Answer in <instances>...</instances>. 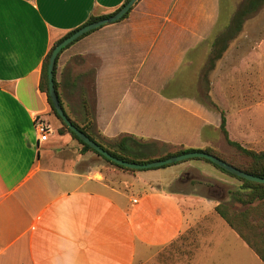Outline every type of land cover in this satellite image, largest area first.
Segmentation results:
<instances>
[{
  "label": "crops",
  "instance_id": "0c3cea01",
  "mask_svg": "<svg viewBox=\"0 0 264 264\" xmlns=\"http://www.w3.org/2000/svg\"><path fill=\"white\" fill-rule=\"evenodd\" d=\"M224 1L138 0L122 20L73 43L55 74L68 117L85 123L90 74L95 138L213 150L221 115L205 100L215 101L222 87L216 64L228 60L240 38L221 36L234 15ZM124 2H0V264H155L160 249L215 212L214 197L190 191L194 183L229 182L204 160L133 171L85 168L86 153L58 132L39 89L52 45ZM216 53L221 58L210 63ZM226 90L224 113L231 101ZM35 117L50 127L45 141Z\"/></svg>",
  "mask_w": 264,
  "mask_h": 264
},
{
  "label": "rangeland",
  "instance_id": "374dc122",
  "mask_svg": "<svg viewBox=\"0 0 264 264\" xmlns=\"http://www.w3.org/2000/svg\"><path fill=\"white\" fill-rule=\"evenodd\" d=\"M242 1L230 0L232 15ZM220 2L225 3L224 0ZM242 27L240 38L233 43L232 55L228 60L222 59L216 64L219 71L216 82L222 87L220 91H217L214 103L211 100L205 101L207 105L209 104V109H213L219 115L223 113L227 120L226 129L231 141L243 148L259 152L264 150V7L254 17L245 21ZM86 78V93L85 96L82 93L84 96L82 103L86 104L84 112L87 111L89 117L91 115V75L87 74ZM223 87L231 94L226 113L221 106L223 105ZM227 90L224 91L225 94ZM76 103L79 104L78 98ZM66 105L69 104L66 103ZM52 116L61 126L57 118L53 114ZM90 133L92 134L91 130ZM96 139L106 148L115 150L113 147L115 141ZM147 143L155 144L150 152H146V157L152 160L167 153L176 152V147L171 145L156 141H147ZM213 151L235 166L241 167L247 163L246 157L227 144L220 133L213 139ZM85 153L83 160L85 168L110 166L96 154L90 151ZM198 161L206 163L203 160ZM224 177L229 181L225 186L194 183L195 190L190 188V191L203 197L212 196L217 204L225 205L230 211L238 212L244 211L247 207L251 209L259 207L258 201L253 202L251 206H245L240 200L245 199L247 193L246 190L241 189L242 183L225 173ZM260 210L250 214L248 222L256 227V233L261 234V239L264 241V207ZM193 227L195 228L183 234L180 239L160 249L156 253L155 264H264L215 212L200 219ZM262 246L264 247V242Z\"/></svg>",
  "mask_w": 264,
  "mask_h": 264
},
{
  "label": "trees",
  "instance_id": "16d2710c",
  "mask_svg": "<svg viewBox=\"0 0 264 264\" xmlns=\"http://www.w3.org/2000/svg\"><path fill=\"white\" fill-rule=\"evenodd\" d=\"M127 1L128 0H125L124 3H126ZM263 7H264V0H243L242 3L240 4L239 8L234 13L230 24L228 26H226V28H225L224 32L221 34V36H223L225 38L230 37L233 40L235 38L239 37V34L243 28L242 26L244 25L245 21H247L248 19H250V18L254 17L256 14H258V12ZM114 13H111L107 16H103V17H99V18H92L87 22V24L94 22V21H97L99 19L106 18V17H108ZM127 14L128 13H126L122 17V19L125 18V16ZM74 31H71V32L65 34L61 39H59L57 42H55L52 45L51 49L49 50V52L46 55V57L43 61V64H42L39 89L41 92H43L46 95L49 107L51 109V113L57 118V120L61 124L58 132L59 133H64V132L68 133L72 137V139H74L78 143V145L80 146V149H79L80 152L85 153L87 151H90V152L96 154L97 156H99L100 158H102L105 162H107V163H109V164H111V165H113V166H115L121 170L133 171L131 169H127V168L115 165L114 163L106 160L104 157H102L101 155H99L98 153L93 151L90 147H88L81 140H79L72 132H70L68 130L66 125H64L62 123V121L56 115L55 110L53 109V107L51 105L50 99L47 95V63H48V58H49V55H50L51 51L53 50V48L57 44H59L62 40H64L66 37L71 35ZM90 32H92V31H90ZM90 32L82 35L81 37L76 39L74 42L70 43L65 48H63L56 58L55 65L53 68V83H54V88H55L56 94L58 96V99H59V102H60V105L62 106V108H63V105H62V102H61L59 94H58V85H57L56 80H55L56 66H57L58 58H59L60 54L65 49H67L73 43H75L76 41H78L82 37L86 36ZM219 58H221V53H216L215 57H213V58L211 57L210 63L213 62V60L218 61ZM83 107H84V109H86L85 103H84ZM63 111H64V108H63ZM85 112L87 115V111H85ZM64 113L67 116L68 120L76 128H78L90 140H92L97 145H99L103 150L108 152L111 156L118 158L120 160H123V161L135 162V163H148V162L153 161L151 158L146 157V152L151 151L150 149H152L154 147V145H155L154 143L141 142V141H138L137 139H135L131 136H122V137H119V138L113 140V141H115L113 144V147L115 150H111V149H108L105 146H103L90 133V130H92L94 127V122H93V118L91 117V115H89V117L87 115L86 122L81 127L77 123L72 121L68 117V115L66 114L65 111H64ZM220 131H221V134L223 135L224 140L227 142V144L234 147L241 155L246 157V159H247L246 164H244L241 167L235 166V165L231 164L230 161L225 160L224 158H222L218 154H216L213 150H209V149L179 150V151H176L175 153H167L164 156L159 157L158 159H166V158L171 157L173 155H179V154L186 153V152L201 151V152H206V153L212 154V155L218 157L219 159H221V160L225 161L226 163L240 169L241 171H243L247 174L264 178V150L256 152L253 150L243 148L238 143L229 140L228 135H227V131L225 129V118H224L222 113H221ZM201 160H204V159H201ZM204 161H206L207 163H210L211 165H213L214 167H216L217 169H219L223 173L239 180L242 183L241 189L246 190L247 193L245 194L246 198L240 199V200L245 206H251V204L255 201L259 202V207L257 206V207L252 208V209H251V207H247L244 211H238V212L237 211H230L225 205L220 203V204H217L215 206L214 211L227 224V226L237 234V236L246 244V246L254 252V254L258 257V259L262 263H264V247L262 246L264 241L261 239V234L256 233V227L248 222V218H249L250 214L256 213V211L258 209L260 212L261 211L260 209L262 207H264V184L254 183V182H250V181L240 179V178L233 176L230 173L224 171L220 167L212 164L211 162H209L207 160H204Z\"/></svg>",
  "mask_w": 264,
  "mask_h": 264
},
{
  "label": "water",
  "instance_id": "95a60500",
  "mask_svg": "<svg viewBox=\"0 0 264 264\" xmlns=\"http://www.w3.org/2000/svg\"><path fill=\"white\" fill-rule=\"evenodd\" d=\"M137 1L138 0H128L114 14L80 27L79 29L75 30L71 35L66 37L64 40H62L59 44H57L53 48V50L51 51L49 55L48 63H47V95L50 99L53 109L55 110L56 115L60 118L62 123L66 125V127L68 128L70 132H72L79 140H81L84 144L90 147L93 151H95L96 153L104 157L106 160L114 163L115 165H118V166H121L127 169H131V170L156 169L159 167L175 164V163L185 161L188 159H204L240 179L254 182V183L264 184V178L247 174L241 171L240 169L219 159L218 157L212 154L206 153V152H201V151L186 152V153H182L179 155H173L166 159L153 160L148 163H135V162L123 161V160H120L118 158L111 156L108 152L103 150L99 145H97L95 142L90 140L83 132H81L78 128H76L68 120L67 116L65 115L63 111L62 106L60 105L58 96L54 88V83H53V68H54L55 61H56L58 54L63 48H65L70 43L74 42L76 39H78L82 35L90 31H93L95 29H98L102 26L113 24L119 21L120 19H122V17L126 13H128V11L133 7V5Z\"/></svg>",
  "mask_w": 264,
  "mask_h": 264
},
{
  "label": "built area",
  "instance_id": "2783aa9c",
  "mask_svg": "<svg viewBox=\"0 0 264 264\" xmlns=\"http://www.w3.org/2000/svg\"><path fill=\"white\" fill-rule=\"evenodd\" d=\"M34 128L39 136L40 141H45L47 139V136L50 132L49 125L42 119L35 117L34 120ZM133 203L136 202L135 199L132 200Z\"/></svg>",
  "mask_w": 264,
  "mask_h": 264
},
{
  "label": "snow or ice",
  "instance_id": "6c2138e0",
  "mask_svg": "<svg viewBox=\"0 0 264 264\" xmlns=\"http://www.w3.org/2000/svg\"><path fill=\"white\" fill-rule=\"evenodd\" d=\"M0 2H2V0H0Z\"/></svg>",
  "mask_w": 264,
  "mask_h": 264
}]
</instances>
